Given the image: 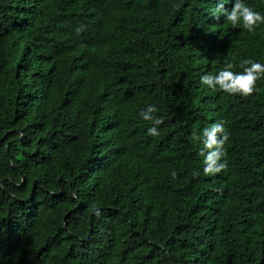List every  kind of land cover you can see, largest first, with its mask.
<instances>
[{"label":"trees","instance_id":"trees-1","mask_svg":"<svg viewBox=\"0 0 264 264\" xmlns=\"http://www.w3.org/2000/svg\"><path fill=\"white\" fill-rule=\"evenodd\" d=\"M216 3L0 0V264H264V75L201 83L264 63V24ZM216 122L227 164L205 175Z\"/></svg>","mask_w":264,"mask_h":264},{"label":"clouds","instance_id":"clouds-1","mask_svg":"<svg viewBox=\"0 0 264 264\" xmlns=\"http://www.w3.org/2000/svg\"><path fill=\"white\" fill-rule=\"evenodd\" d=\"M232 0H217L216 6L212 11L214 18H219L221 15L236 26L242 21V26L249 32L264 24V13L254 10L245 0H234L230 9L225 8V4ZM244 65H247L244 67ZM243 71H232L233 65L226 64L215 75L205 74L201 76V83L209 88L220 89L228 94H240L248 96L255 90L256 81L264 75V63L252 59H246L242 64ZM157 109L154 105H148L146 109L140 112V116L144 120H155V124L159 125L162 121L153 116ZM147 134L151 136L159 135L158 128L153 126L147 129ZM229 134L225 130L222 122H216L211 127H206L202 130L201 140L203 148L201 155L203 156L205 175L215 174L226 167L227 161L221 162L225 155L224 144L228 140ZM174 175V173H173Z\"/></svg>","mask_w":264,"mask_h":264},{"label":"water","instance_id":"water-1","mask_svg":"<svg viewBox=\"0 0 264 264\" xmlns=\"http://www.w3.org/2000/svg\"><path fill=\"white\" fill-rule=\"evenodd\" d=\"M7 154H8V146H7Z\"/></svg>","mask_w":264,"mask_h":264}]
</instances>
